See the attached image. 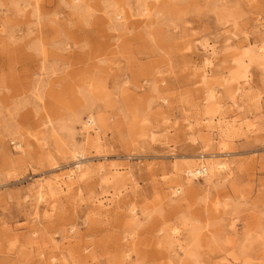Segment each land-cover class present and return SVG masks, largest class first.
Here are the masks:
<instances>
[{"label":"rangeland","instance_id":"obj_1","mask_svg":"<svg viewBox=\"0 0 264 264\" xmlns=\"http://www.w3.org/2000/svg\"><path fill=\"white\" fill-rule=\"evenodd\" d=\"M262 26L264 0H85L78 11L68 0H0V264H264V62L244 61L237 99L254 132L228 141L231 177L206 189L172 170L203 151L193 140L206 136L208 89L230 113L233 59L260 54ZM200 44L213 50L203 78ZM86 106L111 119L83 149L80 192L47 210L28 189L72 166L82 142L72 116ZM126 172L113 205L95 209L99 188L120 185L104 178ZM164 179L184 191L170 199Z\"/></svg>","mask_w":264,"mask_h":264},{"label":"bare ground","instance_id":"obj_2","mask_svg":"<svg viewBox=\"0 0 264 264\" xmlns=\"http://www.w3.org/2000/svg\"><path fill=\"white\" fill-rule=\"evenodd\" d=\"M68 1L70 7L73 8L74 11L80 10L85 3V0ZM146 15L147 14H143V17H147ZM113 16L115 21L126 20L123 11L118 8H114ZM256 22H258V25H261L259 20H256ZM229 39L230 37H226L225 41ZM195 50L202 54V63L205 69L201 71L200 76L203 78L208 72L206 68L211 67L209 55H212L213 50L208 48L206 44L196 46ZM258 50L260 51V54L243 52L241 55L233 59L237 62L238 69L230 74L226 80V83L229 85L227 98L232 102L229 109L230 113L228 115L223 113V101L218 98L215 90L212 88L207 90V95L203 99L205 109L202 114V119L206 118L205 120H208V123L202 125V129L206 132V136H199L198 139L196 138L193 140L194 143L199 142L201 144L203 151L195 160L174 163L172 167L174 174L186 184L193 180L201 179L207 186L206 189H208L213 183L224 182L231 177L233 162L226 157L228 154L226 151L228 141L243 134L242 131L247 133L254 132V124L249 120L252 113L249 110L241 111L245 100H240L238 103L237 96L241 94L243 85L249 84L247 66L244 65L245 59H248L249 61L264 62V46H261ZM241 80L242 82L240 83L239 81ZM247 100L248 99H246V101ZM108 106L109 105H105L103 108ZM72 117H74L75 121L80 123L82 139L81 144L72 145L70 150L72 166L60 170L57 174L48 175L47 177L38 179L33 188H29L27 192L28 195L34 197L37 203L46 205L47 210H52L49 206L53 200L56 199L57 195L69 193L72 189L80 192L79 183L84 180L88 173L82 163V160L84 159L83 149L84 147L98 146V142L103 136L102 129L106 126L107 121L111 119V116L99 115L98 111L94 110L91 106H86L83 110L75 113ZM213 122L215 124H212ZM188 129L190 133L194 131V127H189ZM14 148L18 152L24 153L25 143L17 140L14 142ZM54 168L58 167L55 166ZM97 171L101 176L109 174L107 167L103 165L99 166ZM124 175H127L124 179L114 176H111V180L107 177L104 178L105 181H113L114 185H116L117 182H120V185L117 188L112 186V191H109L107 188H99L97 195L94 196V200H92V205L95 209H107L110 207V204L113 205L114 200H116L121 195L122 191L125 190V180H129L130 172H126ZM163 183H170L167 186V189L170 190V192L166 194L170 199L175 198V196L184 191V184L179 180H170L167 182V180L164 179ZM107 196H110V198L107 199ZM214 204V211H217V207H221V205L218 202H215ZM126 210L129 217L136 218L138 216V209L136 206L131 204L127 205ZM87 222L88 219L84 221V223ZM171 231L173 237H178L180 235L179 228L177 227L172 228ZM50 259L54 261L55 257L51 256Z\"/></svg>","mask_w":264,"mask_h":264}]
</instances>
